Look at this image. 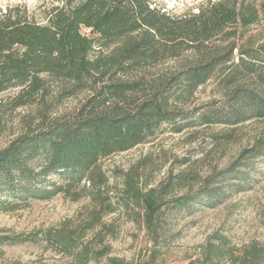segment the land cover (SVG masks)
Listing matches in <instances>:
<instances>
[{
  "label": "trees",
  "instance_id": "obj_1",
  "mask_svg": "<svg viewBox=\"0 0 264 264\" xmlns=\"http://www.w3.org/2000/svg\"><path fill=\"white\" fill-rule=\"evenodd\" d=\"M58 3L46 13L45 24L32 21L19 7L0 12V94L16 92L12 109L33 106L42 120L0 148V211L58 194L76 200L81 187L95 205L82 233L62 227L47 233L45 242L74 264H131L112 256L105 240L114 239V231L102 222L101 212L116 209L106 195L108 177L100 161L145 143L164 125L176 134L188 127L264 120V42L238 44L240 31L264 27V0H209L183 18L152 8L151 0ZM186 52L189 57L182 58ZM179 60L173 71L143 74ZM219 79L232 89L223 102L189 113L181 109L199 88ZM241 80L251 84L237 86ZM81 93L88 97L75 114L50 116L64 100ZM251 152L263 155L264 141ZM245 166L237 163L226 173L246 181ZM123 185L129 197L117 204L124 210L140 208L137 223L156 243L164 203L154 190L138 192L128 176ZM219 193L202 192L211 207ZM200 202L183 196L170 203L182 210ZM9 240L0 236V245ZM225 245V238L215 237L188 264H264V243L239 249ZM156 256V249L149 251L142 264H152Z\"/></svg>",
  "mask_w": 264,
  "mask_h": 264
},
{
  "label": "rangeland",
  "instance_id": "obj_2",
  "mask_svg": "<svg viewBox=\"0 0 264 264\" xmlns=\"http://www.w3.org/2000/svg\"><path fill=\"white\" fill-rule=\"evenodd\" d=\"M151 1L152 8L183 18L197 13L209 0ZM58 2L60 0H0V12L19 7L32 21L45 24L46 13ZM239 36L238 44L256 46L264 42V27H250L240 31ZM188 57V52L182 56ZM180 62L167 61L146 69L143 74L149 77L173 71ZM250 84L249 80H241L237 86ZM231 90L220 79L211 80L181 109L189 113L195 108L204 110L210 104H220ZM15 95L14 91L0 94V148L42 124L35 107L12 109L10 101ZM87 97L81 93L64 100L50 116L75 114ZM263 141L264 120L234 126L188 127L176 134L164 125L145 143L101 160L100 169L108 177L105 192L116 209L112 214L101 212L102 222L113 227L114 239L105 238L112 248V256L131 264H142L149 251L156 249L158 256L152 264H188L197 257L199 247L215 242V237L227 240L225 248L239 249L251 242L264 243V154L251 155ZM241 162L246 164V181L226 173ZM126 176L133 179L138 192L154 190L157 201L164 203L160 209L162 228L156 243L151 242L145 229L137 223L141 209L130 206L129 210H124L117 204L119 199L126 201L129 197L123 185ZM87 187L85 184V189ZM80 188L75 191L76 200L73 196L58 194L48 201L29 200L12 212L0 211V236L12 240L0 245V264H74L69 257L55 253L45 242V235L62 227L76 235L82 233L95 205ZM205 189L220 191L212 207L202 194ZM183 196L197 197L201 202L189 209H172L170 202ZM86 233L83 240L90 239L94 231Z\"/></svg>",
  "mask_w": 264,
  "mask_h": 264
}]
</instances>
